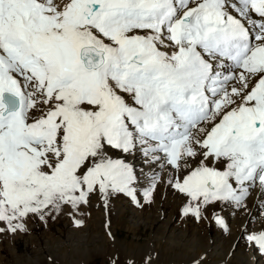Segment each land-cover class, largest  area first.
<instances>
[{"label": "snow or ice", "instance_id": "6c2138e0", "mask_svg": "<svg viewBox=\"0 0 264 264\" xmlns=\"http://www.w3.org/2000/svg\"><path fill=\"white\" fill-rule=\"evenodd\" d=\"M110 151L174 169L198 221L264 189V0H0V232L97 192L139 203ZM246 240L264 254V229Z\"/></svg>", "mask_w": 264, "mask_h": 264}, {"label": "rangeland", "instance_id": "374dc122", "mask_svg": "<svg viewBox=\"0 0 264 264\" xmlns=\"http://www.w3.org/2000/svg\"><path fill=\"white\" fill-rule=\"evenodd\" d=\"M109 154L115 157H125L120 152L110 151ZM134 163H138L137 158L134 159ZM217 166L223 167L220 164ZM143 172L144 169L137 172L140 176V183L134 185L137 187L139 203L133 202L129 196L123 193L110 196L107 208L110 205L116 207V215L109 212V216L97 219L98 208L94 202L104 203L97 192L90 196L89 204L82 205L79 211H73L70 207L64 206L60 212L53 211L43 220L38 215L30 214L24 220L25 231L10 232L5 230L0 232V264H33L31 258L43 255L49 256L48 261L52 264H62L58 261L57 256L66 253L71 257L76 256L74 254L76 247L95 250L105 244L108 246L109 241H105L111 237L106 231L107 228L112 231L115 229L114 233L112 232L115 238L127 248L134 249V252L145 249L148 244L152 243L158 255L162 252L170 258H174L172 264H178L177 256L180 253L189 252L190 254L191 247L197 254L206 252L212 256H209L205 264L219 261L225 256L227 258L230 256L232 259L235 253L236 258H244V264H264V254H261L246 240L247 234L254 232L256 228L264 229V216L261 215L264 203L256 206V202L249 201L254 189L245 198L247 207L232 213L236 216L231 217L232 214L228 213L232 204L217 202L206 213L207 219L198 221L192 215L182 214V209L187 205L188 200L173 206L166 203L167 194H178V198H183L180 197L183 194L169 185L165 186L164 191L157 189L156 186L152 201H144L143 189L148 187V180L142 178L145 177L144 174L142 175ZM170 174L172 173L168 172L166 175ZM87 206H89V210L85 209ZM232 210L234 211L235 208ZM152 213H155L156 216L162 213L165 216H161L160 220L154 215L150 219L147 218ZM213 213L223 217L227 224V230L216 224ZM76 219L82 220L83 224L77 226ZM95 220H99V222L97 221L98 225ZM233 225L234 228H232ZM0 227L6 228L4 222H0ZM169 245H171L170 248ZM108 251L110 250L108 249ZM112 261L105 254L93 252L87 264H112ZM129 261L136 264L130 259L117 261V264H128ZM157 262L162 263L161 260H157Z\"/></svg>", "mask_w": 264, "mask_h": 264}, {"label": "bare ground", "instance_id": "6f19581e", "mask_svg": "<svg viewBox=\"0 0 264 264\" xmlns=\"http://www.w3.org/2000/svg\"><path fill=\"white\" fill-rule=\"evenodd\" d=\"M56 2L59 3V2H61V0H56ZM113 157L115 158V156H113ZM138 157H140V158H138ZM124 158L128 162L133 164V166L137 172L142 171V169H144L143 174L145 175V177H142L143 179H146V176L151 175V170H155L156 172H158L159 176H160V180L157 183V187H158L157 189H162L163 191L165 190V186L168 185L167 180H168L169 175H166V174L168 172H170L172 174L175 172V170L172 169L170 166H165L163 169H161L157 165L146 164L144 162L145 157H143V155L139 152L135 153L134 155H125ZM136 158H137L138 163H134V159L136 160ZM198 160H199V158H197L196 161H193V166H195V164L198 163ZM161 174H162V176H161ZM180 175L181 176L184 175V172L182 171L180 173ZM253 186H255V188H252ZM253 186L249 190V194H250V191L251 190L253 191V189H254L252 195H250L249 201L251 203L256 202L257 203L256 206H259L260 203L261 204L264 203V189L260 188L258 182ZM167 195H168V197L166 199V203L170 206H173L175 204H181V203H184L188 200V198L185 195H180V197H183V198H178V196H177L178 194H176V195L167 194ZM144 201H146V200L144 199ZM251 203H250V205H251ZM94 204L98 208L97 212L95 211L96 216L98 217L97 219H101L103 217L109 216V212H111L113 215H116L117 208L114 207L113 205H110L107 208V207H105L104 203H100V202L95 203L94 202ZM245 205H246L245 200L243 202L242 207H236L234 204H232L231 210L228 213L232 214L235 211H238L240 209H244L247 207ZM232 208H235V210L233 211ZM85 209L89 210V206L85 207ZM261 212H262L261 215L263 217L264 216V209ZM154 214L155 213H152V215L149 214V216L147 215L148 216L147 218H149V219L152 218V216ZM232 215H231V217L236 216V214H232ZM154 216H156V215H154ZM161 216H163V214L159 213L156 217L159 219ZM220 217H222V216H220ZM106 220H107V218H106ZM95 221H96L95 223L98 225L97 221L99 222V220H95ZM234 227L235 226L233 225L232 228H234ZM112 228H114V226H112ZM114 230L115 229H113V231H112V230H110V228L106 229L107 233L110 234V237H111V238L106 239V241L104 240L105 242L109 241L108 246H106V244H105L103 246H99L95 250H92V249L89 250L86 248L82 249V248L76 247L75 249L73 248L75 250L74 254H76V256L71 257V255L66 253V254L57 256L58 261L62 264H87L88 259L92 256L93 252L94 253L99 252V253L105 254V256L110 257V259L115 260L116 262L130 259V260H133L134 262H136V264H165V263L166 264L167 263L172 264V261L174 260V258H170V256H167V255L163 254L162 252H160L158 255L157 254L158 252H157L156 248H154L152 243L148 244V246L145 249H142V250H139L136 252H134V249L127 248L121 241H119L117 238H115V236L113 234ZM258 231H260V228H258V229L256 228L254 232H258ZM71 245H73V244H71ZM74 246H75V243H74ZM168 247L170 248L171 245H169ZM108 249L110 251H108ZM193 251H194V249L191 247L190 254H189V252L180 253L179 255L177 254L178 255L177 256L178 264H196V261H199L200 264H205V262L209 258V256L212 257L210 254H206V252H203V253L200 252L199 254H197ZM106 253H107V255H106ZM236 256H237L236 253L234 254V257L232 259H230V256H228V258L225 256V257H223V259L221 258V260L214 261L213 263H210V264H232V263L244 264V258L243 259H242V257L236 258ZM48 257L43 255V256L33 257L31 259H32L33 264H52L48 261ZM157 260H161L162 263H158ZM24 264H27V263H24Z\"/></svg>", "mask_w": 264, "mask_h": 264}]
</instances>
